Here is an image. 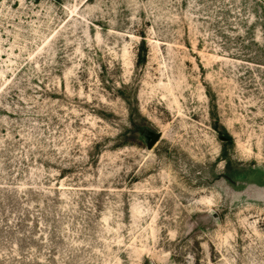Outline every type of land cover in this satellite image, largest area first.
<instances>
[{"label": "rangeland", "instance_id": "374dc122", "mask_svg": "<svg viewBox=\"0 0 264 264\" xmlns=\"http://www.w3.org/2000/svg\"><path fill=\"white\" fill-rule=\"evenodd\" d=\"M0 264H264V0H0Z\"/></svg>", "mask_w": 264, "mask_h": 264}, {"label": "water", "instance_id": "95a60500", "mask_svg": "<svg viewBox=\"0 0 264 264\" xmlns=\"http://www.w3.org/2000/svg\"><path fill=\"white\" fill-rule=\"evenodd\" d=\"M158 139V134H156L149 142H148V148H150L153 143Z\"/></svg>", "mask_w": 264, "mask_h": 264}]
</instances>
